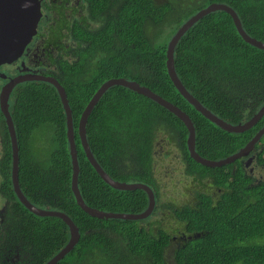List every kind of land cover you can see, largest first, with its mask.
<instances>
[{
    "label": "trees",
    "instance_id": "obj_1",
    "mask_svg": "<svg viewBox=\"0 0 264 264\" xmlns=\"http://www.w3.org/2000/svg\"><path fill=\"white\" fill-rule=\"evenodd\" d=\"M200 1L88 0L89 15L99 24L74 30L72 60L59 61L63 74L58 78L73 110L79 187L87 204L122 212H141L149 204L144 189H117L107 183L87 157L78 133L83 110L109 78L137 80L185 110L195 123L197 151L207 158L235 153L264 126L263 116L244 132L227 131L198 111L172 81L166 64L169 40L184 21L212 2L232 6L245 30L264 41V0ZM190 2L196 4L194 12L186 6ZM175 64L188 90L232 123L249 119L264 103V49L246 42L225 10L205 15L182 36ZM14 96L10 109L20 145L21 188L30 201L66 212L80 228L78 243L57 264H264V180H254L243 157L223 166L204 165L190 155L184 121L152 98L123 85H113L100 98L88 119L87 135L96 159L114 179L149 184L158 208L154 147L164 132L182 151L185 173L209 179L221 189L216 197L199 192L191 203L172 207L180 222L178 233L187 238L177 244L170 261L167 249L173 233L161 221L145 226L148 217L99 218L78 204L66 112L57 88L46 81L28 83ZM3 121L0 191L9 201V237L31 247V264H43L65 246L70 229L60 217L33 213L17 197L11 140ZM35 133L41 140L38 147ZM257 147H263L259 163L264 164V136Z\"/></svg>",
    "mask_w": 264,
    "mask_h": 264
},
{
    "label": "water",
    "instance_id": "obj_2",
    "mask_svg": "<svg viewBox=\"0 0 264 264\" xmlns=\"http://www.w3.org/2000/svg\"><path fill=\"white\" fill-rule=\"evenodd\" d=\"M217 10H225L231 14L239 33L246 42L261 49H264V41L252 36L245 30L239 14L232 6L224 2H212L198 10L190 18L184 21L182 25L178 27L176 32L172 35L167 47L166 64L168 68V73L177 89L192 105H194V107L198 111H200L204 116L209 118L221 128L230 132L240 133L252 128L264 116V103L260 107V109L255 112L249 119L239 123H232L214 113L210 108L204 105L201 100L197 98L190 90H188V88L180 79L176 70L175 50L182 36L198 20L203 18L205 15ZM41 15V0H0V62H12L18 57V54L23 51L27 42L30 41L32 36L36 33L37 25L39 23ZM30 79L42 80L52 83L57 88L60 94L64 110L66 112L67 134L70 142V154L72 157L73 164L72 189L76 196L78 204L90 215L99 218H122L142 220L149 217L156 208V193L154 188L149 184L141 181H121L114 179L98 162L92 151L91 144L88 140L87 123L90 114L92 113L94 107L96 106L100 98L103 96V94L113 85H123L143 95H146L161 104L162 106H164L165 108H167L168 110H170L171 112H173L174 114H176L180 119H182L189 130L187 145L190 155L195 160L204 165L211 167L223 166L232 163L239 158L249 156L251 151L255 148L256 144L264 136L263 126L246 143V145L241 147L235 153L220 159H211L204 157L197 151L196 148L197 137L194 120L185 110H183L180 106L168 100L161 94L157 93L150 87L141 84L137 80H131L126 77L109 78L100 85V87L93 94L85 109L83 110L79 120L78 133L80 135L81 142L87 154V157L89 158L90 162L95 167L97 172L100 174V176L107 183L117 189H144L148 193L149 204L147 208L141 212L106 211L87 204L81 194V190L79 187V175L81 167L78 157L79 151L76 142V130L74 126L73 110L70 106L69 98L65 87L57 78L53 76H46L43 74H30L27 76L23 75L12 79L5 85L1 93V107L6 118L11 140L13 158L11 170L14 191L19 200L30 211L40 216L60 217L67 223L70 229V238L65 244V246L62 247L53 257H51L43 264H57L75 247L81 237V233L79 226L76 224V222L70 215H68L62 210L36 205L28 199L20 185V145L17 130L10 110L9 99L11 92L16 84H18L19 82H23L24 80ZM251 159V157H248L246 163H251ZM189 237L191 238V236Z\"/></svg>",
    "mask_w": 264,
    "mask_h": 264
},
{
    "label": "flooded vegetation",
    "instance_id": "obj_3",
    "mask_svg": "<svg viewBox=\"0 0 264 264\" xmlns=\"http://www.w3.org/2000/svg\"><path fill=\"white\" fill-rule=\"evenodd\" d=\"M41 11L42 15L37 25V31L32 36L31 40L27 42L23 51H21L18 54V57L12 62H0L1 132L5 126L3 120L5 119L6 122V118L1 107V93L5 85L18 76H27L30 74H43L46 76H53L58 79L63 74V69L59 65V61L66 59L72 60L73 54L71 49H73L77 44L76 36L73 33L74 30L79 26L88 28L89 25L96 26L99 24L97 21L91 19L89 15L88 0H41ZM34 82L45 81L30 79L16 84L10 95V105L12 106V103L16 100L14 93L18 87ZM262 149L263 147L256 148L255 146L249 156L243 157L244 165L248 172L253 176L254 180L259 166L264 168V164L259 163L261 157L260 151ZM248 157L252 158V166L250 167L249 165L251 163H246ZM198 180L203 182L205 181L200 178H198ZM206 180L209 181V179ZM208 181L205 182L208 183V186H211L212 182ZM201 185H203L205 193H210L215 197L221 190L220 188H217V192H213L210 191L207 186H204L203 183H201ZM2 206L3 208L0 212H4V214L0 218V264H30L28 260L30 256L32 257L31 247L25 243L23 245L22 241L15 243L11 242L9 237L10 223L7 222L5 217V210L7 211V209H5V204ZM172 237L175 239L177 235H173ZM178 238H180L178 241L179 244L181 241L186 240L187 236L179 233ZM9 254L12 255L11 258Z\"/></svg>",
    "mask_w": 264,
    "mask_h": 264
},
{
    "label": "rangeland",
    "instance_id": "obj_4",
    "mask_svg": "<svg viewBox=\"0 0 264 264\" xmlns=\"http://www.w3.org/2000/svg\"><path fill=\"white\" fill-rule=\"evenodd\" d=\"M158 3H164L167 1L175 0H156ZM178 1V0H177ZM190 1V0H181ZM199 3L206 5L208 4L207 0H202ZM189 9V12H194L196 6L195 3H188L186 5ZM167 28H169L167 26ZM174 29V28H173ZM35 147L39 146L41 140H39V134L35 133L33 135ZM4 153V139L3 131L0 129V158ZM43 156H47L48 150L45 149ZM252 166V163L249 167ZM154 169L155 175L157 178V185L159 187L160 195L158 201V208L155 212L148 217L147 221H143L142 224L145 226H150L153 221H161L163 227L167 228L173 235H177L172 241L170 247L167 249V255L170 261H172L174 249L176 248L179 236L180 222L175 218L172 207H180L181 205L189 204L194 201L196 195L199 192H204L203 185L207 186L210 191L217 192V187L211 183V186H208V183L205 181H200L198 178H195L192 175L185 173V162L183 160V153L178 149L175 142H173L167 135V133H159L155 141L154 147ZM264 180V168L259 166L258 171L256 172L255 181L260 182ZM2 177L0 174V185ZM209 182V181H208ZM8 206V200L2 195L0 191V210L3 208L2 205ZM4 214L0 212V218ZM6 217V210H5ZM19 255V254H18ZM10 258L12 255H10ZM21 256V255H19ZM29 263L32 262V257H29ZM10 264V263H9Z\"/></svg>",
    "mask_w": 264,
    "mask_h": 264
},
{
    "label": "clouds",
    "instance_id": "obj_5",
    "mask_svg": "<svg viewBox=\"0 0 264 264\" xmlns=\"http://www.w3.org/2000/svg\"><path fill=\"white\" fill-rule=\"evenodd\" d=\"M10 107H11V105H10ZM11 110V109H10Z\"/></svg>",
    "mask_w": 264,
    "mask_h": 264
}]
</instances>
